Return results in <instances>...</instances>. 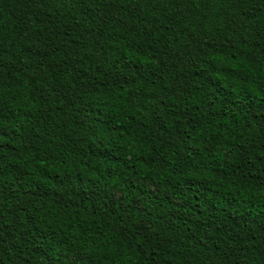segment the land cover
<instances>
[{"label":"trees","instance_id":"1","mask_svg":"<svg viewBox=\"0 0 264 264\" xmlns=\"http://www.w3.org/2000/svg\"><path fill=\"white\" fill-rule=\"evenodd\" d=\"M0 264H264V0H0Z\"/></svg>","mask_w":264,"mask_h":264}]
</instances>
